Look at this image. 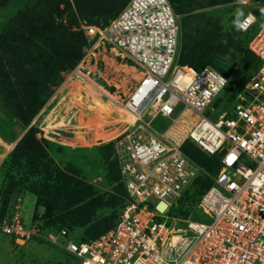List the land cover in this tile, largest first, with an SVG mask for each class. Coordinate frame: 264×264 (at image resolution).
Returning a JSON list of instances; mask_svg holds the SVG:
<instances>
[{
  "label": "rangeland",
  "instance_id": "rangeland-1",
  "mask_svg": "<svg viewBox=\"0 0 264 264\" xmlns=\"http://www.w3.org/2000/svg\"><path fill=\"white\" fill-rule=\"evenodd\" d=\"M129 1L0 0L1 219L19 215L25 224H41L49 232L66 229L78 242L98 238L118 221L126 196L118 186L115 142L135 121L124 104L142 74L130 60L89 39L85 27L108 25ZM187 8L196 15L193 24L218 39L213 48L220 56L210 67L221 73L217 66L227 61L234 69L227 87L203 114L217 121L233 107L253 74L249 42L264 26V0H252L248 6L231 0H190ZM81 9L89 17L82 16ZM237 10L243 17L249 12L257 17L250 31L242 33L234 26ZM200 119L180 106L173 121L157 118L152 123L146 118L144 129L153 134L168 130L169 141L185 143L183 152L191 155L195 146L189 133ZM9 154L35 173L24 187L5 179L6 160L12 162ZM198 160L193 159L209 174L202 173L194 182L175 216L206 223L199 204L217 174L218 159L202 155ZM75 263L46 241L18 246L0 233V264Z\"/></svg>",
  "mask_w": 264,
  "mask_h": 264
},
{
  "label": "built area",
  "instance_id": "built-area-1",
  "mask_svg": "<svg viewBox=\"0 0 264 264\" xmlns=\"http://www.w3.org/2000/svg\"><path fill=\"white\" fill-rule=\"evenodd\" d=\"M251 1L234 0L237 6ZM249 14L253 20L242 33L258 22L251 12L243 19ZM85 31L142 74L124 104L135 121L115 142L124 208L113 228L88 241H75L66 229L29 226L19 215L0 222V233L18 246L46 241L78 264H264V26L249 42L259 67L217 121L203 114L229 80L210 66L197 71L180 64L182 23L169 0H131L108 25ZM180 106L201 116L189 140L219 159L199 204L206 223L192 216L180 220L175 209L199 176L209 173L169 141L168 130L144 129L146 118L173 121Z\"/></svg>",
  "mask_w": 264,
  "mask_h": 264
},
{
  "label": "trees",
  "instance_id": "trees-1",
  "mask_svg": "<svg viewBox=\"0 0 264 264\" xmlns=\"http://www.w3.org/2000/svg\"><path fill=\"white\" fill-rule=\"evenodd\" d=\"M189 1L190 0H169V2L172 5L176 15L182 17V19H181V23H182V53H181V57H180V64L192 67L197 71H201L205 67L212 65L214 63V61H216L217 58H219L218 56H220V55L216 54L218 48H216V49L213 48V46L215 45V43L217 42L218 39H217V37L214 38L213 35H210L209 31L205 32V29H203L200 25H194L193 24V20L195 19L196 15L191 14L190 13L191 11L189 12V9L187 8ZM231 1H234V0H231ZM128 3L125 6L118 8L116 10V14H117L116 17L124 10V8L128 5ZM80 13L82 14V16L83 15L88 16V15H85L86 12L83 9H81ZM100 17H105L106 20L109 19V15L106 13H103V14L101 13ZM219 37L220 36H218V38ZM235 48H236V52H240V49L237 46ZM253 56L255 57V65H254V71H253L251 78L256 73V71L259 67L258 59L256 58V56L254 54H253ZM242 58L243 57H240L239 60ZM217 62H218V60H217ZM243 62H244V60L242 59V63ZM231 66H232V64L230 62L224 61V65L221 67L217 66V68L221 72L222 75H224L225 77H228V75L230 73H232V71L234 70L233 68H231ZM133 120H135V119H133ZM24 121L26 123H29L30 117H28L27 119H24ZM191 143L193 146H195V147H193V152L191 154L194 157V158L192 157L194 160H198L197 158H199V160H200L202 155H208L204 151H202L200 148H198L195 145V143H193V142H191ZM16 149H17V146L13 150L12 153H14ZM184 149H185V143L182 145V150L185 152ZM11 154H9L8 159H12V162H11V160H9V162L6 160V163H5V165L8 164V166H9V170H8V172H6V176H5L6 178L5 179H8L12 186H15V187L23 186L24 187V185L28 181L27 177L31 176L35 173H34V171H27L26 167L24 166L25 162H23V160L21 158H19L17 155L15 156L13 154V156H12ZM186 155H190V154H186ZM12 157H14V158H12ZM27 157L29 159L31 157V155L27 154ZM212 157L217 158L216 156H212ZM206 163L207 162H204V165H208ZM217 163H218V165H217L218 166L217 167L218 168L217 173H218V171H219V159L217 160ZM117 167H118V165H117ZM118 172H119L118 173L119 174L118 186L123 190V192L126 196L123 185L120 183V178H121L120 171H118ZM211 184H212V182H211ZM43 206H44V204H43ZM2 221H4V220L0 218V222H2ZM42 228L44 230H46V227L44 225H42ZM50 230H54V229H50ZM69 256H71V255H69ZM71 257L75 260V262H76L75 264H78L77 260L73 256H71Z\"/></svg>",
  "mask_w": 264,
  "mask_h": 264
},
{
  "label": "clouds",
  "instance_id": "clouds-1",
  "mask_svg": "<svg viewBox=\"0 0 264 264\" xmlns=\"http://www.w3.org/2000/svg\"><path fill=\"white\" fill-rule=\"evenodd\" d=\"M243 17V12L240 10H237L236 19L233 21L234 26L237 30H245L250 25V23L253 20V17L251 14L247 18L241 19Z\"/></svg>",
  "mask_w": 264,
  "mask_h": 264
},
{
  "label": "bare ground",
  "instance_id": "bare-ground-1",
  "mask_svg": "<svg viewBox=\"0 0 264 264\" xmlns=\"http://www.w3.org/2000/svg\"><path fill=\"white\" fill-rule=\"evenodd\" d=\"M248 5H249V4H246V6H248ZM122 69H123V68H122ZM140 78H141L140 76L137 77V79H140Z\"/></svg>",
  "mask_w": 264,
  "mask_h": 264
},
{
  "label": "water",
  "instance_id": "water-1",
  "mask_svg": "<svg viewBox=\"0 0 264 264\" xmlns=\"http://www.w3.org/2000/svg\"><path fill=\"white\" fill-rule=\"evenodd\" d=\"M165 207H166L165 204H163V205H162V208H165Z\"/></svg>",
  "mask_w": 264,
  "mask_h": 264
},
{
  "label": "crops",
  "instance_id": "crops-1",
  "mask_svg": "<svg viewBox=\"0 0 264 264\" xmlns=\"http://www.w3.org/2000/svg\"><path fill=\"white\" fill-rule=\"evenodd\" d=\"M3 144H5L6 145V143H3ZM7 146V145H6ZM118 170H119V168H118Z\"/></svg>",
  "mask_w": 264,
  "mask_h": 264
}]
</instances>
